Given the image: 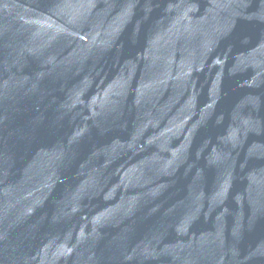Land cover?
<instances>
[{
    "label": "water",
    "instance_id": "1",
    "mask_svg": "<svg viewBox=\"0 0 264 264\" xmlns=\"http://www.w3.org/2000/svg\"><path fill=\"white\" fill-rule=\"evenodd\" d=\"M0 264H264V0H0Z\"/></svg>",
    "mask_w": 264,
    "mask_h": 264
}]
</instances>
